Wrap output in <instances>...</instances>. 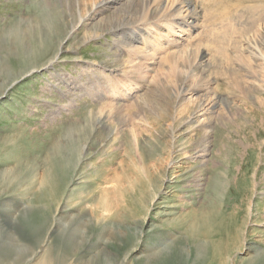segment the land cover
<instances>
[{
	"label": "rangeland",
	"instance_id": "obj_1",
	"mask_svg": "<svg viewBox=\"0 0 264 264\" xmlns=\"http://www.w3.org/2000/svg\"><path fill=\"white\" fill-rule=\"evenodd\" d=\"M78 1L0 0V264H264V94L248 105L230 79L260 64L264 0L200 28L162 16L176 32L127 0ZM188 47L226 97L205 148L189 117L207 78L172 70Z\"/></svg>",
	"mask_w": 264,
	"mask_h": 264
},
{
	"label": "bare ground",
	"instance_id": "obj_2",
	"mask_svg": "<svg viewBox=\"0 0 264 264\" xmlns=\"http://www.w3.org/2000/svg\"><path fill=\"white\" fill-rule=\"evenodd\" d=\"M66 1V0H65ZM84 1H86V0H84ZM95 1V0H94ZM104 1V0H103ZM103 1H99V2H92V0H90V4H91V9L93 10L94 8H96L97 6H99V5H101L102 4V2ZM222 0H207V3H208V7L209 6H211V5H219V6H217V8H218V11H217V9H216V11L215 12H212V13H208L207 11H206V8L204 9L203 7H202V5H203V1L202 0H127L126 2L127 3H130L131 2V4H130V8L131 7H133L134 8V6H133V4H137V9H136V13H135V15H133V13H132V15H133V17H135V18H139L138 20H141L140 19V16H143V15H146V17H144V18H146V19H142V20H144V22H146V21H153V22H156L157 23V25L158 26H162V25H164L165 27H167L169 30H171V31H174L175 30V27L171 24V23H168L169 21H166V22H160V19L162 18V16H166L167 14L169 15V16H180V17H184V18H188L189 20H191V21H193V24H192V27L194 26V25H196V26H198L199 28L202 26V19H207V18H210V16H208V14H214V13H216L217 14V16H218V13H219V18H223V17H227V16H229V15H233V13H234V10L236 11L237 9H238V7H239V10L238 11H240V8L241 7H243V9H245V10H247V11H249V12H252L253 11V9L255 8V7H253V6H251V5H249V4H246V1H244V0H235L236 2H234L233 4H229L230 3V1H226V0H224V2L222 3L221 2ZM249 1H252V0H249ZM257 1H262V0H257ZM75 2H76V6H77V8H78V10H79V7L78 6H80L79 5V1L78 0H75ZM229 2V3H228ZM126 3V4H127ZM203 6H205V5H203ZM257 8H260V9H262L263 11H264V4H262V3H260L259 5H257L256 6ZM132 8V9H133ZM237 8V9H236ZM204 9V11H206V12H202V10ZM233 9V10H232ZM232 10V11H231ZM213 11V10H212ZM79 12V11H78ZM71 13V12H70ZM205 13H206V17L207 18H205ZM221 13H222V16H220L221 15ZM131 15V14H130ZM215 15V14H214ZM216 16V17H217ZM85 17L86 16H79V20L75 23V24H73L72 26H71V29H70V31H69V35L72 33H74L75 31H77L78 30V28L81 26V25H83L84 24V22H85ZM215 17V16H214ZM218 18V19H219ZM220 20V19H219ZM225 20V19H224ZM230 20V19H229ZM233 20V19H232ZM137 21V20H136ZM206 21V20H205ZM223 21V20H222ZM215 22V21H214ZM137 23H139L138 21H137ZM137 23H135V24H137ZM216 23V22H215ZM228 23V22H227ZM232 23V22H231ZM217 24V23H216ZM134 25V24H133ZM175 25V24H174ZM209 25V24H208ZM215 25V24H214ZM204 27V26H203ZM217 27V26H216ZM215 27V28H216ZM80 29V28H79ZM207 29V28H206ZM218 29V28H217ZM205 30V29H204ZM145 31L146 32H149V29H147V28H145ZM239 31V30H238ZM174 32H176V31H174ZM197 32V31H196ZM196 32H194L193 34L191 33V34H189V36H188V39H186L187 38V35L184 37V40H186V41H184L183 43H182V47H183V45L184 44H186V45H189V44H192V42L193 41H195L196 42V40L199 38V35L200 34H198V33H196ZM199 33L201 32V31H198ZM213 32V31H212ZM211 32V33H212ZM215 32V31H214ZM198 34V35H197ZM202 34V33H201ZM236 34V33H235ZM203 35V34H202ZM212 36H213V33H212ZM214 37V36H213ZM202 38V37H201ZM201 38H199V40L201 39ZM207 39V38H206ZM198 43L197 44H199L200 42H201V40H200V42L199 41H197ZM195 44V43H194ZM193 44V45H194ZM197 44H195V45H197ZM201 44V43H200ZM262 44V43H261ZM202 45H204V44H202ZM147 46L148 47H151V43L150 42H148L147 43ZM201 46V45H200ZM205 46V45H204ZM212 47H213V44L211 45ZM258 46H260V45H258ZM185 47H187V46H185ZM206 47V46H205ZM211 47V48H212ZM257 47V46H256ZM255 47V48H256ZM192 48H194V47H192ZM198 48L200 49V47L198 46ZM226 48V47H225ZM185 49V48H184ZM204 49V48H203ZM256 49H258V47L256 48ZM259 49H260V47H259ZM192 50V49H191ZM189 51V47H188V50L186 49V50H179V53L177 54V56H175L174 58H173V62H172V64H173V67H172V70L174 71V72H176L177 73V76H178V73H180L179 75L181 76V80L180 81H186V80H188V79H192V78H195V77H203V76H206V77H204V78H207V80H205V83L206 84H204L205 85V92H206V95H207V97L204 99V100H201L200 102H198V105H196L197 107L195 108V110L193 111V113L191 114V116L189 117V119H194V118H196V119H198V120H196L195 122H196V124H197V126L198 127H200V129H203V131H205L204 133H203V135H202V146L201 147H203V148H205V146L207 145V141H208V138H209V131L208 130H206V129H204L205 128V126L207 127L210 123H209V121L211 120V119H207L206 118V115L208 116L209 114H211V111H210V109L211 108H213V103H216L217 101H219L220 103H222V102H225V99H226V97H222V96H218V95H216V94H218V93H216V91H214V89H212V79H209V78H211L212 77V75H210L211 77H208L209 76V74L207 73V71L209 70V69H211V68H209V69H207V67H209L210 65H208L207 63H208V61H207V59H206V53L205 52H202V51H204V50H202V51H199V52H196V53H194L193 51ZM194 50V49H193ZM226 50V49H225ZM253 50H254V48H253ZM261 50V49H260ZM248 52L250 53V56H251V58H252V60L253 61H255V59L256 60H259L260 61V64H256V65H254V67H252L251 69H250V75L248 74L247 75V78L246 79H244V78H239L238 76H230V79L233 81V85H232V88H234V89H237L242 95L245 93V98H244V96H242L241 94H240V96H242V98L243 99H245V100H247L248 99V95H247V93L249 92V87H250V89L251 90H254L256 93L257 92H259L258 94L259 95H261V94H264V52L262 51H260V53H258L257 51V54H255L251 49L249 50L248 49ZM226 56V55H225ZM209 58V57H208ZM55 60V58L54 59H50L48 62V65H51L52 63H53V61ZM175 60H178V62L176 61V66H174V62H175ZM181 60V61H180ZM225 60L224 59H222L221 60V62H220V74L222 73V71L224 70V69H226L225 68V66H226V64H225ZM256 63V62H255ZM259 63V62H258ZM233 65V64H232ZM252 65V64H251ZM252 65V66H253ZM212 66V65H211ZM217 66V65H216ZM214 68V67H213ZM170 71V70H169ZM210 71V70H209ZM172 72V71H171ZM173 72V73H174ZM205 73H206V75H205ZM210 73V72H209ZM214 73V71H212V73H210V74H213ZM218 73V72H217ZM171 74V73H170ZM215 75H217V74H215ZM222 76V80L223 81H225L226 82V84H227V88L225 89L224 88V90H229L230 92H233V90H231L230 88H229V85H228V82H227V80H226V75H224V73L221 75ZM179 77V76H178ZM177 77V78H178ZM213 77H214V75H213ZM203 79V78H202ZM248 81V82H247ZM248 83H250L249 85H248ZM180 85H182L181 83H180ZM203 85V86H204ZM224 85V84H223ZM225 86V85H224ZM226 87V86H225ZM216 93H214V92ZM219 92V91H218ZM205 94V93H204ZM220 94V93H219ZM226 94H230V96L228 97L227 96V98H233V96H235L233 93H226ZM254 94V93H253ZM251 99V98H250ZM247 103L246 104H248L249 105V102H248V100L246 101ZM251 102V101H250ZM244 103H245V101H244ZM256 103V102H255ZM257 103L263 108V106H264V100H261L259 97L257 98ZM218 104V103H217ZM211 105V106H210ZM252 105H253V103H252ZM251 106V105H250ZM261 107H260V109H261ZM248 108V107H247ZM253 108H255V107H253ZM248 110V109H247ZM246 111V110H245ZM248 111H250V110H248ZM223 112V111H222ZM245 113V112H244ZM249 114V113H248ZM253 115V114H252ZM204 116V117H203ZM189 119L187 120V121H189ZM254 122H255V120H254ZM263 124V123H262ZM182 131V130H181ZM184 133V132H183ZM201 140V139H200ZM207 142V143H206ZM182 147V146H181ZM181 147L180 148H178V149H176V150H179V149H181ZM204 150H200V149H197L196 151H194V152H192V153H190L189 155H192V154H199L200 156H201V152H203ZM182 152V151H181ZM184 153H187V152H184ZM184 153H183V155H184ZM203 154V153H202ZM186 155V154H185ZM188 156V155H187ZM198 156V155H197ZM196 156V157H197ZM184 158V157H183ZM190 158V157H189ZM192 158H194V157H192ZM192 161V160H191ZM9 235L8 234H1V232H0V244H3L4 242H6V240H8L9 239ZM257 260V259H256Z\"/></svg>",
	"mask_w": 264,
	"mask_h": 264
}]
</instances>
